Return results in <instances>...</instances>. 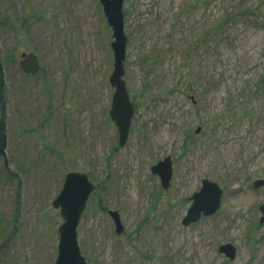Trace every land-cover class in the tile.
<instances>
[{
	"label": "rangeland",
	"instance_id": "rangeland-1",
	"mask_svg": "<svg viewBox=\"0 0 264 264\" xmlns=\"http://www.w3.org/2000/svg\"><path fill=\"white\" fill-rule=\"evenodd\" d=\"M121 11L134 107L123 147L108 114L113 39L99 1L0 0V19L21 29H0L5 153L21 181L0 264H54L52 201L71 171L95 187L77 227L87 264H264V190L252 187L264 179V0H123ZM22 53L37 56V74L22 73ZM167 157L163 190L150 169ZM1 166L9 233L18 184ZM202 180L222 190L219 209L183 226Z\"/></svg>",
	"mask_w": 264,
	"mask_h": 264
},
{
	"label": "water",
	"instance_id": "water-1",
	"mask_svg": "<svg viewBox=\"0 0 264 264\" xmlns=\"http://www.w3.org/2000/svg\"><path fill=\"white\" fill-rule=\"evenodd\" d=\"M103 14L106 18L107 25L111 29V50L113 53V70L109 76V85L114 89L109 117L113 122L118 134V145L123 147L128 138V132L131 120L134 115V107L129 101L125 84L122 80L124 74L123 63L125 59L126 38L123 31V0H98ZM19 61L20 70L26 75H35L39 72L40 66L37 56L33 53H22ZM3 88V71L0 64V158L3 160L6 170H9L6 159V136L5 130V102L2 97ZM199 130H197L198 133ZM151 173L160 179V185L163 190H167L171 180V160L169 157L159 161L151 167ZM10 174L17 180L18 191L16 199V216L14 226L7 237L0 243V254L4 251L17 229L19 218V195L21 181L19 177L10 171ZM254 189L263 188L264 179L257 180L252 186ZM94 190V185L90 182L87 175L71 171L65 174L62 187L52 201V208L58 210L62 223L58 226V244L57 255L54 264H87L80 253L77 242V227L81 216L85 210L89 196ZM222 190L213 182L208 180L201 181V188L191 196V205L182 220L183 226L196 223L201 217H209L217 212L220 206ZM261 218L259 224H264V206L259 207ZM108 216L111 218L115 234L120 235L123 227L120 223L119 216L116 212L109 211ZM218 252L228 258L230 261L235 259V248L231 244L221 245Z\"/></svg>",
	"mask_w": 264,
	"mask_h": 264
},
{
	"label": "trees",
	"instance_id": "trees-1",
	"mask_svg": "<svg viewBox=\"0 0 264 264\" xmlns=\"http://www.w3.org/2000/svg\"><path fill=\"white\" fill-rule=\"evenodd\" d=\"M5 28V29H7V31L9 32V33H12L13 35H18V33L21 31V29H17L16 28V26H15V24L14 23H11L7 18H1L0 19V29L1 28ZM1 63V62H0ZM1 65H2V67H4L5 66V64L2 62L1 63ZM4 65V66H3ZM27 130H25V132H26ZM0 160L2 161V166H1V175L3 174V176H4V178L5 179H9V180H16L11 174H10V171L9 170H6L5 169V166H4V163H3V160L0 158ZM12 172V171H11ZM14 174H16L15 172H13ZM17 175V174H16ZM18 176V175H17ZM16 182H17V180H16ZM6 228H7V226H6ZM8 229L9 228H7L6 230H3L2 232H0V243L6 238V236L8 235Z\"/></svg>",
	"mask_w": 264,
	"mask_h": 264
},
{
	"label": "bare ground",
	"instance_id": "bare-ground-1",
	"mask_svg": "<svg viewBox=\"0 0 264 264\" xmlns=\"http://www.w3.org/2000/svg\"><path fill=\"white\" fill-rule=\"evenodd\" d=\"M260 262V259H257L254 264H258Z\"/></svg>",
	"mask_w": 264,
	"mask_h": 264
}]
</instances>
